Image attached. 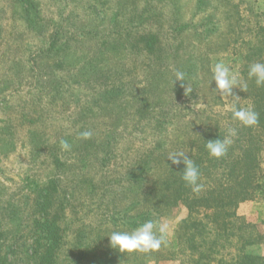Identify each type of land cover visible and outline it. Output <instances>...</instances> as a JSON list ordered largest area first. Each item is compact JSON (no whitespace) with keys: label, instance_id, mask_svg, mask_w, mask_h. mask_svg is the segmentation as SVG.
Instances as JSON below:
<instances>
[{"label":"rangeland","instance_id":"obj_1","mask_svg":"<svg viewBox=\"0 0 264 264\" xmlns=\"http://www.w3.org/2000/svg\"><path fill=\"white\" fill-rule=\"evenodd\" d=\"M259 14L264 0H0V264H41L40 204L66 236L60 253L84 244L82 264L117 252L108 236L131 232L132 218L147 212L167 225V245L121 253L113 264L198 260L178 240L190 212L176 189L163 187L167 155L187 153L184 142L216 122L236 123L234 103L251 105L241 74L250 39L237 32ZM218 62L247 83L233 89L238 99L212 90ZM177 71L185 81L173 85ZM86 130L89 139L80 136ZM260 168L264 177V158ZM201 185L203 193L216 187L208 178ZM237 214L264 264V197L240 203Z\"/></svg>","mask_w":264,"mask_h":264},{"label":"trees","instance_id":"obj_2","mask_svg":"<svg viewBox=\"0 0 264 264\" xmlns=\"http://www.w3.org/2000/svg\"><path fill=\"white\" fill-rule=\"evenodd\" d=\"M257 18V23L253 27L244 25L243 30L237 34L243 36L245 30L246 37L250 39L242 41L244 54L241 74L252 85L249 88L250 106L259 114L258 125L244 127L234 120L236 123L222 128L220 122H216L213 127L204 128L199 135L196 134L195 140L190 144L184 142L185 146H189L188 157L199 168L198 183L201 184L206 178L216 183V187L208 192H193L181 178L184 166L181 164L178 167L172 165L171 161L168 162L170 173L164 180L163 187L176 189L177 199L181 200L184 197L186 201L190 216L184 222L185 231L184 234H180L178 240L187 246L192 255L199 257L193 264H211L212 255L220 254L228 245L236 246V255L228 261L215 258L213 261L216 264H263L258 255L249 251V248L258 243V239L247 231L248 226L237 214L240 203L264 197V177L260 168L264 158V87H257L254 79L248 78L249 65L264 62V15L259 14ZM229 127L235 128L237 135L232 138L233 143L226 155L219 159L211 157L205 147L207 141L223 139ZM45 194L48 196V192ZM39 206L42 212L48 214L49 206L44 204ZM198 209L205 210L204 219L193 216ZM45 213L42 215L43 219L34 223L37 228L39 252L43 253L41 264H82L81 261L85 259L82 256L84 244L72 245V249L68 251L71 253L62 254L66 236L58 223ZM149 213L147 212V215L140 213L132 218L129 227L137 228L145 221L151 220L152 214ZM205 219L208 221L205 222ZM235 221L241 222L240 226H236ZM63 255H67L65 260ZM120 256L121 253L117 251L110 257L100 260L98 264H113ZM203 259L207 262H202Z\"/></svg>","mask_w":264,"mask_h":264},{"label":"clouds","instance_id":"obj_3","mask_svg":"<svg viewBox=\"0 0 264 264\" xmlns=\"http://www.w3.org/2000/svg\"><path fill=\"white\" fill-rule=\"evenodd\" d=\"M248 78L254 79L257 87H264V62H254L249 65ZM176 81L184 82L185 73L177 71L175 73ZM212 81L215 82V88L212 89L221 97L239 98L233 92L234 88L242 91L247 90V83L239 81V73L233 72L232 69L224 62H218L212 68ZM183 86V83H182ZM191 92L189 86L185 88V95ZM232 119L238 121L244 127H254L259 123V114L252 106L237 108L235 103L232 108ZM237 135L236 129L229 127L223 139L209 140L205 147L209 155L214 158H221L226 155L229 146L233 143V137ZM83 139H89L92 136L91 131H83L80 133ZM60 145L64 150H70L71 145L67 140L61 139ZM167 159L172 165L184 166L182 180L185 184L192 188L193 192H199L202 185L198 183L200 179V171L195 162L188 157L184 151H173L167 155ZM168 165V164H167ZM169 167V165H168ZM167 225L157 226V222L147 220L131 232L113 231L108 236L110 247L122 254L143 253L150 254L167 245Z\"/></svg>","mask_w":264,"mask_h":264}]
</instances>
